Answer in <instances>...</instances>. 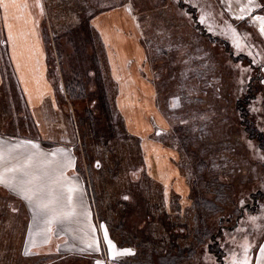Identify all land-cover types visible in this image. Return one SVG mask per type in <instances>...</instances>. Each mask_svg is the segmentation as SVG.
I'll return each mask as SVG.
<instances>
[{
  "label": "rangeland",
  "instance_id": "374dc122",
  "mask_svg": "<svg viewBox=\"0 0 264 264\" xmlns=\"http://www.w3.org/2000/svg\"><path fill=\"white\" fill-rule=\"evenodd\" d=\"M43 1L44 20L34 27L31 0L18 1L22 23L0 5V264H175L183 254L182 264L264 261V85L256 80L264 55L257 33L239 24L246 47L220 0ZM122 6L134 17L130 35L145 50L137 71L166 120L149 140L126 129L130 108L122 104L133 92L122 91L140 93L119 66L115 74L93 27L97 14ZM5 16L12 35L41 39L52 65L48 85L44 77L20 82ZM155 144L165 155L149 158ZM165 156L186 179V198L147 169L146 161L162 169ZM28 157L27 176L6 171ZM13 177H39L28 187L42 185L40 199L10 187ZM219 225L215 254L204 231ZM105 230L117 250L131 254L113 257Z\"/></svg>",
  "mask_w": 264,
  "mask_h": 264
},
{
  "label": "crops",
  "instance_id": "0c3cea01",
  "mask_svg": "<svg viewBox=\"0 0 264 264\" xmlns=\"http://www.w3.org/2000/svg\"><path fill=\"white\" fill-rule=\"evenodd\" d=\"M18 1L19 0H15L14 5L10 3V0L8 1L9 7L7 10L11 12L9 17L12 19V22H21L20 19H22V17H20L21 14L19 15V12L17 11V9L21 7ZM31 1L34 4V7L29 2V5L33 8L30 9L32 14L28 15V18L29 16L31 19L34 18V27L39 20L43 22L46 8L44 6V1L41 0L40 7H42L44 11L38 15L36 12L39 6V0ZM220 3L222 6V9H220L225 13V15L227 13V15L231 18H237L235 22L236 25L235 23L232 25L233 27L236 26L238 28L237 30L239 32L240 39L246 47L248 46L247 39L242 35L243 33L239 24L244 22V26H247L246 28L249 32L254 31L257 33L261 40L260 50L264 55V33L260 31L261 21L256 19L257 17H264V10L259 11L261 7L259 0H251V4L249 3V0H220ZM0 5L3 6L4 1L0 0ZM227 19L228 21L232 20L228 16ZM133 20L134 17L131 14L130 8L122 6L107 13L97 14L92 22L93 27L100 34L101 39L109 49L108 59L110 58L111 61L113 59V62L117 64L115 67V74L118 76L119 66L121 69L120 75L122 76L124 73L128 76L129 80L132 81V88L140 93L139 98H135L136 94H134V91H122L124 93L133 92V98L131 99L130 96L127 98L130 99V103L122 104L123 106H128L130 108L129 111L125 112L126 129L129 133L135 136L141 137L144 140H149L148 135H150L154 127H166V120L164 115L159 112L155 106L151 90L152 86L137 71V64H139V62H143L145 50L142 43L138 39L134 38V35H130L135 34ZM10 22L11 21L9 19L5 20L4 17V26H6V28ZM12 36V40L7 38L8 50L20 82L22 81V77L25 78L26 76L34 77V79L30 78V80L35 84H37L38 80H44V78L46 80V75H49L52 66L49 68L50 70H48L47 59H49V53L45 54V49L43 47L39 48V44L41 45V39L38 36ZM252 47L255 49V46L252 45ZM122 61H124L128 66L123 67L121 63ZM258 67L260 68L258 70V74L260 76L259 80L261 81V84L264 85V59L259 63ZM45 84L48 85L47 80ZM122 98L123 97H121V99ZM262 109L264 114V105ZM155 145L156 147L152 150H147V156L149 158L164 154V150L159 149L157 144ZM168 161H170V163ZM163 162L165 166L162 169H158V166H152L150 161H146V167L151 170V172L156 174V178L178 193L177 195L179 197L186 198L185 194L187 193V184L185 186V178L178 175V170L172 166V161L168 160L167 156H165V160ZM167 182H171V185ZM87 202L90 203L88 197ZM249 259L252 261L251 252L249 254ZM254 259L253 264H264V261L259 260L257 257Z\"/></svg>",
  "mask_w": 264,
  "mask_h": 264
},
{
  "label": "snow or ice",
  "instance_id": "6c2138e0",
  "mask_svg": "<svg viewBox=\"0 0 264 264\" xmlns=\"http://www.w3.org/2000/svg\"><path fill=\"white\" fill-rule=\"evenodd\" d=\"M10 3L14 5L15 4V0H10ZM249 3L251 4V0H249ZM3 6H4L5 10L7 11V8L9 7V3H4ZM42 11H43V9L41 7V12ZM7 19H8V17L5 16V20H7ZM256 19L261 21L260 31L262 33H264V17H257ZM200 22L201 23L204 22V17L203 16H201ZM7 27L9 29L8 38H9V40H12L13 39L12 31H11L12 25L9 24V25H7ZM29 143H31V142L29 141ZM0 158H2V157H0ZM70 163H71V161H69V164ZM31 164H32V157H28L24 161L23 164H18L16 166L11 167V168H7L6 171L7 172H13V173L20 171V172H23V174L25 176H27L28 173H27V171H25V169L30 167ZM3 179H4L3 176L0 175V182H3ZM38 179H39V177H33L32 179H27V180L20 179V180L16 181V178L13 177V181H15V182L9 181L8 183H9L10 187H13L15 190H18L19 192H21L26 199L31 201L34 197H36L39 200L40 199L39 194L42 193L43 186L41 185V186H39V187H37L35 189H33L31 187H28V185H31L33 183V180H38ZM69 191H71V189H69ZM43 206L47 207V205H43ZM53 219H55V217H53ZM101 227H103V226H101ZM104 239L107 241L109 249H110L111 254H112L113 257L121 256V255H124V254H131V249L117 250L116 246L113 244V242L110 239H108L107 230H105V232H104ZM94 243H96L97 246H98V241H94ZM88 247L92 248L93 244H89ZM261 251L264 252V248H262ZM98 264H99V262H98ZM242 264H247V260H244L242 262Z\"/></svg>",
  "mask_w": 264,
  "mask_h": 264
},
{
  "label": "trees",
  "instance_id": "16d2710c",
  "mask_svg": "<svg viewBox=\"0 0 264 264\" xmlns=\"http://www.w3.org/2000/svg\"><path fill=\"white\" fill-rule=\"evenodd\" d=\"M259 2H260V4L263 2L262 0H259ZM262 10H264V6H262V7H260V10L259 11H262ZM196 28L199 30L201 27L198 25V24H196ZM202 34L204 35V36H207L206 35V31L205 30H203L202 29ZM93 60L91 59L90 60V62H92ZM47 66H48V70H50L49 68L52 66L51 64H50V62H49V60L47 59ZM93 66H95L96 67V65H93ZM254 67H257V66H254ZM259 74H258V77H257V79L256 80H259ZM76 80H78L77 78H76ZM191 83V82H190ZM259 88V87H258ZM239 102H240V100L238 101V107H239ZM240 109V111H241V108H239ZM243 118V117H242ZM200 123H202L201 121H200ZM180 137V136H179ZM182 140V139H181ZM220 223H222V222H220ZM235 224V223H234ZM234 224L232 225V226H228L227 228H229L230 229V227L232 228L233 226H234ZM222 226V225H221ZM220 225H219V227L220 228H217V230H216V232H213L212 230H209L208 229V227H205V231H204V236H205V238H204V242H205V240H206V243H207V246H208V249H209V247H210V245L211 244H214L215 246H216V248L213 250V251H215L216 253L215 254H217V253H220L221 252V250H219V248H218V246H217V243L219 242V240L220 239H218L219 237H220V233H221V231H223V227H221ZM212 231V232H211ZM197 239V238H196ZM198 241V240H197ZM203 244V242L202 243H199V245H202ZM183 256H184V254H183ZM183 256H182V258H180L179 259V261L177 262V263H175V264H182V259H183ZM216 259H219L218 257H216ZM198 260V259H197ZM192 261V260H191ZM191 261H187L186 263L187 264H189ZM196 261V260H195ZM220 264V263H219Z\"/></svg>",
  "mask_w": 264,
  "mask_h": 264
}]
</instances>
